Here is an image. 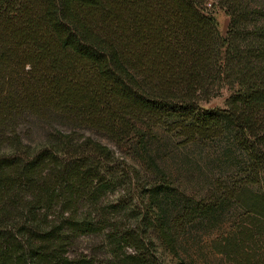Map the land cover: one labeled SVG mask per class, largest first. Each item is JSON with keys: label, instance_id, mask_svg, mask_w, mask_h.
I'll return each instance as SVG.
<instances>
[{"label": "trees", "instance_id": "obj_1", "mask_svg": "<svg viewBox=\"0 0 264 264\" xmlns=\"http://www.w3.org/2000/svg\"><path fill=\"white\" fill-rule=\"evenodd\" d=\"M207 2L229 17L225 36ZM214 87L230 90L224 107L203 105ZM52 117L72 131L24 139L23 127ZM76 128L118 143L136 137L158 176L140 188L138 205L104 203L118 181L107 167L112 153L91 137L79 141ZM155 129L181 145L231 130L244 176L213 181L207 198L178 210L147 150ZM193 227L217 232L210 247L226 263L264 264V7L0 0V264H151L155 241L178 257ZM90 235L104 238L107 260L70 256Z\"/></svg>", "mask_w": 264, "mask_h": 264}, {"label": "rangeland", "instance_id": "obj_2", "mask_svg": "<svg viewBox=\"0 0 264 264\" xmlns=\"http://www.w3.org/2000/svg\"><path fill=\"white\" fill-rule=\"evenodd\" d=\"M210 3L207 2L206 7L215 17L219 33L225 36L229 17L218 5L212 6ZM244 3L251 8L264 7V0H244ZM210 91L212 96L203 105L208 108L224 107L230 90L225 87L217 91L214 87ZM27 127V129L23 127V131L25 130L23 137L32 144L43 140L53 127L64 133L72 131L70 125L56 117L45 123L34 121ZM75 130L79 141L91 137L106 145L112 153V160L107 167L111 177L118 178V181L112 191L108 192L104 203L120 201L130 204L135 202L138 205L142 194L140 188L146 186L148 182L155 181L158 176L146 166L147 158H142L140 150L136 149V137L132 136L118 143L92 129ZM147 145L151 157L166 173L178 210L184 205L190 206L202 198H207L213 181L242 178L245 173V156L234 140L231 130L211 141L181 145L174 136L155 129L147 137ZM124 221L128 226L136 224L134 219ZM193 233L189 232L186 233L187 237H181L178 257H174L155 241V250H152L155 259L151 264H175L177 258H181L185 264H228L210 247L211 239L217 235L215 230L205 231L201 227H193ZM71 252L70 256L93 258L96 261L107 260L110 257L106 242L99 235L81 237ZM125 252L134 253L132 249H125Z\"/></svg>", "mask_w": 264, "mask_h": 264}]
</instances>
